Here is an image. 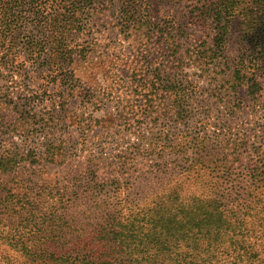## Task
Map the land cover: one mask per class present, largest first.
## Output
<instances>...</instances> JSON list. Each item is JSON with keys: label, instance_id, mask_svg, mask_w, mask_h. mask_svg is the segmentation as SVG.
<instances>
[{"label": "trees", "instance_id": "obj_1", "mask_svg": "<svg viewBox=\"0 0 264 264\" xmlns=\"http://www.w3.org/2000/svg\"><path fill=\"white\" fill-rule=\"evenodd\" d=\"M182 1L0 0V71L14 72L9 55L23 42L35 55L32 64H45L42 75L52 84L23 99L0 86V173L29 166L33 184L45 186L42 214L50 259L67 264H264V246L255 247L260 237L250 236L247 225L253 210L264 212V151L241 153L236 144L221 160L212 149L221 148L219 137L226 136L221 127L211 135L190 126L191 103L202 112L216 104L233 113L263 88L264 0H189L187 21H151L156 3ZM78 10L94 14L96 26L112 31L118 26L134 56L132 73L122 80L125 97L115 95L117 105L104 117L92 109L84 118L85 111L70 113L68 108L74 95L87 108L104 100L90 87L73 91L72 63L94 59L83 48L71 47L72 37L85 26L75 15ZM234 19L240 20L246 48L229 63L225 45ZM99 46L97 55L110 48ZM196 72L205 77L206 87L193 79ZM69 123L79 128L111 124L136 140L112 151V161L92 151L80 157L74 145L54 133ZM37 127L44 134L38 144L17 139L28 138ZM214 154L223 162L211 173L207 163H213ZM230 158L235 169L229 167ZM134 163L138 167L131 171ZM194 168L211 173L212 180L203 193L186 195L180 183H173L175 173ZM124 173H139L144 180H149L147 173L154 175L152 193L129 204L121 198ZM221 178L239 181L221 188ZM25 214L20 213L23 219Z\"/></svg>", "mask_w": 264, "mask_h": 264}, {"label": "rangeland", "instance_id": "obj_2", "mask_svg": "<svg viewBox=\"0 0 264 264\" xmlns=\"http://www.w3.org/2000/svg\"><path fill=\"white\" fill-rule=\"evenodd\" d=\"M188 1L156 3L155 11L151 12V21H158L162 25H165L166 21L169 22V20H173L175 23L187 21L189 19V15L186 13ZM143 8L136 7L141 13H146ZM75 15L77 19L84 22L85 26L83 25L84 27L73 36L74 38L72 37L74 40L71 41V47L73 49L83 48L94 59L87 57L85 61L72 63L74 82L77 84L73 91L76 93L80 89V85L84 88L90 87L100 94V98L103 96L104 100L95 105L96 108H92V106L87 108L89 105L85 104V101H81L80 96H71L69 97V112L84 113L85 111V118L93 109L95 115L104 117L107 110L113 111L115 109L117 105V98L114 99L115 95L123 94L122 98L125 97L126 90L122 80L128 78L127 75L132 73L131 71L135 67L134 56L131 54L129 42L123 38L119 28L117 29L118 26L115 25L114 28L116 29L112 31L104 29V25L102 27L94 25L92 23L94 14L88 13L87 10H78ZM242 33L240 20L234 19L225 45V55L229 63L234 62L238 55L245 52L246 46L242 43ZM99 45H108L110 48L107 53L103 48L104 54L97 55L98 52L96 51L101 47ZM29 49L23 42L19 44L17 52L9 55L11 62L8 63V66H13L14 72H8L7 69L0 71V86L13 91L15 97L19 99L25 98L31 90L40 89L43 91L46 87H52V84L48 83L42 75L44 73L42 67L45 64L41 66L32 64L35 55L31 54ZM260 71L259 79L263 83V88L254 98L252 95L251 97L248 95V100L236 112L231 113L216 104H211V107L202 112L197 103H191L190 126L192 129L203 127V130L213 135V131H219L218 128L221 127V132L226 135L219 137L221 148L211 147L213 150L219 151L221 160L226 157L225 155L234 151L233 145L236 144L240 145L239 151L241 153H247V149L256 151L257 148L264 151V67H261ZM197 75L196 72L192 76L193 79L199 81L203 88L206 87L208 84L205 77ZM115 84H121V86L112 88ZM54 85L56 88L60 87V83ZM109 92L111 95L108 94ZM246 94V91L243 92L245 98ZM67 125L61 126L59 130L56 129L57 131L54 133L66 139L69 146L74 145L75 150L73 151L80 157L92 151L98 155L101 153L109 161H112L115 150L128 145L127 141L136 140L135 136L128 131L119 132L118 127H113L111 124H99L87 128H79L77 123ZM39 129L37 127V130L29 134L28 138L25 135H19L20 138L17 137V139L36 145L44 137L43 132ZM211 157L212 159L209 160H213V163H207L210 165L207 169L212 173L210 169L214 166L222 168L223 161H218L215 154ZM136 167H138L137 164H132L131 171ZM141 167L146 169V164L144 167L141 165ZM229 167L235 169L231 163V158ZM30 169L29 166H25L15 174L0 173V264H67L50 259L47 254V240L43 226L45 219L42 214L44 211L42 201L47 198L45 196L47 190L44 185L33 184L31 179H34L35 175ZM211 173H206L204 169L195 168L188 174L178 171L175 173L173 183H180L181 190L186 195L203 193L207 184L212 180ZM53 176L56 175L53 174ZM146 176L149 180L155 177L150 173H147ZM143 177L144 175H139V173L132 175L124 173L121 180L127 183L123 184L121 198L129 201V204H136V202L141 201L142 195L151 194V186L154 187L156 184L151 185L149 180H144ZM238 181L229 183L221 178L219 186L221 188L229 185L234 187ZM27 209H30L31 212ZM40 209L41 212H38ZM258 210L259 207L255 211ZM21 212L26 213V219L20 215ZM249 217H251V220L247 222L249 234L253 237H260L255 247L262 250L264 246V233L262 235L264 212L259 210L256 214L253 210Z\"/></svg>", "mask_w": 264, "mask_h": 264}]
</instances>
